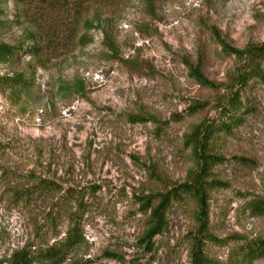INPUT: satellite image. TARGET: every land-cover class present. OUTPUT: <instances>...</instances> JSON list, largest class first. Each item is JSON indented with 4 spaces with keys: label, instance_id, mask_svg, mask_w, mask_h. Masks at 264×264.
Segmentation results:
<instances>
[{
    "label": "rangeland",
    "instance_id": "rangeland-1",
    "mask_svg": "<svg viewBox=\"0 0 264 264\" xmlns=\"http://www.w3.org/2000/svg\"><path fill=\"white\" fill-rule=\"evenodd\" d=\"M0 8V41L19 47L0 73L31 81L18 97L0 90V261L62 237L77 201L60 206L68 192L85 204L83 240L65 264H190L196 240L216 264L234 238L264 237V214L247 207L264 196V62L263 79H234L250 65L242 50L264 44V0H0ZM202 152L220 157L204 178L220 184L202 210L190 196L173 204L152 234L149 205L192 181ZM37 176L56 190L31 192Z\"/></svg>",
    "mask_w": 264,
    "mask_h": 264
},
{
    "label": "trees",
    "instance_id": "trees-1",
    "mask_svg": "<svg viewBox=\"0 0 264 264\" xmlns=\"http://www.w3.org/2000/svg\"><path fill=\"white\" fill-rule=\"evenodd\" d=\"M1 13V8H0ZM89 24V23H85ZM4 23L0 20V28ZM19 48V47H18ZM15 46L0 41V63L12 61L18 52ZM242 52L248 55L250 65L244 68L240 73L234 76L236 84L239 86L244 85L250 77L263 79L260 73V64L264 62V44H251L246 46ZM31 86L29 77H26L21 71L11 73H0V90L9 92L12 96L18 97L20 92ZM237 92V91H236ZM230 101V114L231 118L235 119V109L240 104V97L238 92L231 95ZM140 118V117H135ZM224 128L227 124L222 125ZM211 127L207 126L202 129V133L210 134ZM201 163L199 169L192 181H182L173 184L163 191L157 192L155 196V203L149 205L148 216L151 220V233H159L166 226L167 212L170 207L181 202L186 196L193 197L198 201L199 207L202 210L204 203L207 200V190L220 184L218 180H208L204 178L209 172V167L218 162L220 157L215 154H208L205 152L200 153ZM33 193H48L56 190L55 184L44 177H36L33 186L29 188ZM25 193V192H24ZM75 196L77 199L75 210L70 211L71 223L67 226L62 237L53 241L50 244H37L31 246H21L14 249L10 254L0 261V264H65L66 252L74 245L82 242V231L79 222L80 214L78 210L83 208L85 200L83 195L77 197L76 194L68 192V196L60 201V206L65 205L69 198ZM247 207L253 214H264V196H254L247 201ZM54 216H51L52 220ZM203 227H199L198 231H202L204 235H208L203 231ZM264 255V237H236L228 247L225 258L217 261L216 264H248L250 261ZM208 258L202 253L201 246L198 240L194 241L191 247V261L190 264H208ZM69 264H91L90 259L74 260Z\"/></svg>",
    "mask_w": 264,
    "mask_h": 264
}]
</instances>
